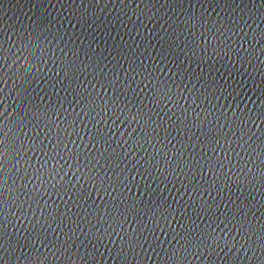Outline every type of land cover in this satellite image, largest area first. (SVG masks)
<instances>
[{
	"label": "water",
	"instance_id": "95a60500",
	"mask_svg": "<svg viewBox=\"0 0 264 264\" xmlns=\"http://www.w3.org/2000/svg\"><path fill=\"white\" fill-rule=\"evenodd\" d=\"M210 36L218 43L212 45ZM0 40L11 49L0 68L25 77L0 84L5 91L13 84L21 89L5 98L7 108L0 105V223L8 238L19 241L14 255L0 253V264H90L93 259L96 264H172L168 252L176 247L184 251L183 264H264L257 251V227H264V185L257 177L264 156L250 151L251 144L245 147L249 136L244 135L264 128V117L256 118L264 106V0H0ZM45 48L43 60L34 61ZM93 58L102 60L105 73L120 77L116 95L149 113L155 127L141 126L129 139L128 123L115 117L106 122L99 108L84 107L86 96L99 91L98 76L83 69L69 72L68 65L87 69ZM158 81L168 87L170 99L163 103L153 98ZM113 91L105 88L104 94L111 97ZM25 93L48 109V119L26 116ZM221 108L224 120L214 112ZM72 120L78 131L65 134L64 123ZM109 128L102 149L93 133L98 137ZM58 130L61 155L84 156L76 166L59 161L55 181L66 187L50 191L36 168L56 145ZM33 133L43 141L41 151L32 146L38 142ZM153 134L168 145L164 153L139 143ZM251 141L261 148L259 137ZM85 168L109 184L114 172L126 169L134 182L109 207L112 190L87 186V177H81ZM77 188L83 198L78 199ZM129 196L142 201L143 210L131 212L119 228L110 227L104 210L111 216ZM156 209L171 214L161 222L152 215ZM52 210L58 213L54 220ZM186 220L193 244L176 238ZM89 231L107 235L94 241ZM208 234L216 245L208 244L206 254L202 247L197 251L195 242L206 243L201 237Z\"/></svg>",
	"mask_w": 264,
	"mask_h": 264
},
{
	"label": "snow or ice",
	"instance_id": "6c2138e0",
	"mask_svg": "<svg viewBox=\"0 0 264 264\" xmlns=\"http://www.w3.org/2000/svg\"><path fill=\"white\" fill-rule=\"evenodd\" d=\"M209 40L211 41L212 45H215L218 43V41L214 37H209ZM48 50L45 48L37 55H33V60L36 62L42 61L44 58V53H46ZM32 55V53H30ZM11 56V49H5L4 47V41L0 40V59H4ZM15 62V61H13ZM102 63V60L100 63L97 62L96 58H93L92 61L87 63V69L84 68V65H76L75 68L69 64L68 70L69 72L74 71H80V70H90V74H94L98 76V79L95 81L96 88L99 89V91H96L95 94L87 95L85 100L82 101L84 103V107L87 108L90 112L95 111L97 108H99V112H104L105 116L100 117V119H105L107 121H111L113 117H115L116 120H123L124 122L128 123L129 128L131 129V132L129 133V139H132L137 130L143 126L145 128H151L155 127V124L153 123L152 116L144 112L141 108H136L133 104L131 107L129 106L131 101H129L127 98L118 97L116 95V92L120 91L119 88H115L119 83L120 77H117L115 73L108 72L105 73L104 69L101 68L100 64ZM17 78L19 80H24V76H18L17 73H11L5 72L0 68V84L7 83L9 79ZM31 78V77H29ZM108 88L110 91H113V95L111 97H107L104 94V89ZM17 92V94H20L21 89L16 84H13L12 88H9L7 91L3 87H0V105H4L5 108L8 107V105H5V98L8 97L13 90ZM177 93H179L181 96L183 93H180V90H176ZM214 95L220 94L218 91L214 90ZM26 98V108L28 109V112L26 113V116H31L34 120H40L44 121L48 119L49 112L48 109H40L38 105L35 104L34 100L30 97H27L26 93L24 94ZM153 98L158 100L160 103L165 102L166 100L170 99L168 95V87L166 83L159 82L157 83L155 92L153 93ZM174 98V97H172ZM199 96L196 97V99L193 100V103L195 104L197 100H199ZM181 106L183 105V101H178ZM84 109L82 108L81 111ZM21 112L24 111V109L20 110ZM99 112L97 113V116H99ZM215 112V115L219 117L220 120L225 119L226 113L224 112V109L221 108L218 112ZM12 113L9 112V115ZM54 115V113H53ZM233 117L235 116V113L232 114ZM4 113L3 111H0V117H3ZM261 117H264V106L261 107L260 111L256 113V118L260 119ZM6 119V118H5ZM244 119L251 120L250 116H245ZM31 122V121H29ZM255 123V121H252ZM264 122V121H262ZM19 123H23V121H19ZM235 124V121H233ZM76 121L72 120L71 122H65L63 131L65 134H67L69 131H71L73 134L78 131V129L75 128ZM225 126H227V122L225 121ZM114 127V125H113ZM212 133H216V129H210ZM241 131H243V128H241ZM112 129H106L103 134L96 136V133L94 132L93 135L96 137V142H98L101 146V148H104V141L107 137L111 135ZM245 136H249V140L245 142V147H248L249 144H251V147L249 148L250 151H253L254 154L256 151H259V154L261 156H264V128H257L255 132H244ZM34 139H37V143L33 144L32 146L35 147L38 151L42 150L43 147V141H39L37 137H35V133H33ZM251 137H259L261 148H257V145L252 143ZM56 139V145L54 147H49L47 149L48 155L45 156L44 162L39 165L38 168H36V175L40 176L41 179L47 178V182L50 183V191L52 189H56L59 191H63L66 187L64 183H57L55 181V177L59 174V169L57 168V164L60 160H65L67 162L68 160L73 161V165L76 166L79 164L80 157L84 156V153H80V156H77L75 151H63V155H61V144L62 141L59 138V130L57 131V135L54 137ZM224 143H227V140L225 138H222ZM2 143V142H0ZM91 143V141H90ZM140 144H152L155 148H158V152L156 154L164 153L168 145L167 144H161L158 143L155 135L153 134L152 138L150 140H144L141 138L139 140ZM66 147V145H65ZM106 152V150H105ZM44 155L43 151L41 153ZM107 155H110V157H115L116 153H110ZM100 159H103V156L99 157ZM53 161H56L53 163ZM87 163V161H86ZM113 163H115V160H113ZM218 166V165H217ZM60 167L62 168L63 165L61 164ZM77 171L79 172L80 169L77 167ZM118 175L117 173H113L112 183L109 184L107 179L100 176L99 173L90 172L87 168L84 169V172L81 173V177L84 176L87 177L86 184L89 187L95 188L96 186H99L101 191H106L108 189L112 190V194L114 196V201L110 202L109 207H112L114 202L116 200H120L123 196V193L128 190V187L130 184H133L134 178L132 177L131 173L128 172L126 169H118ZM167 171V169H165ZM147 174V173H145ZM35 178V177H34ZM259 184L264 185V170H262L257 177ZM107 184V189L105 188V185ZM115 184V188L120 189V196L115 195V189L112 187V185ZM68 187H71L68 185ZM3 189L2 186H0V193H2ZM76 192H79L78 199L83 198L85 193L81 191L79 188L75 189ZM55 194V191L53 192ZM147 194V189H146ZM3 205V200L0 199V206ZM138 209L141 211L143 210V202L137 203L136 201L132 200L129 196L127 203L122 206L121 209H113V214L109 216L105 211V215L103 217L105 223H107L110 227L112 225H115L117 228L120 227V221L124 219L126 216H130L131 212H136ZM197 211H200V209H197ZM207 211H212L211 208H208ZM93 212H96L97 215H99V210H93ZM171 211L169 209H156L152 212V215L159 216L161 219V222H164L165 217L167 215H170ZM53 220L58 215L55 210H52L50 213ZM81 215H84L81 213ZM89 215H92V212L89 213ZM144 215L147 216V212H144ZM87 219V217H85ZM95 218V217H94ZM184 219V217H181ZM3 219V218H0ZM225 219H228V217H225ZM244 226V225H242ZM165 227H167V224L165 223ZM192 227L191 223L186 220L185 224L183 225V234L178 235L176 238L179 239L181 242H187V244H193V240L189 238V229ZM249 231H251V228L249 227ZM257 231L260 233V242L257 245V251L261 253L262 256H264V227L258 226ZM107 233H104L102 235L100 232H92L89 231V237L94 241H100L106 236ZM134 235V234H133ZM202 240H205L206 243L201 244L199 241L195 242L194 246L196 247L197 251L202 247L205 249V254L207 252L208 244H211L212 246H215L217 241L216 238L208 234L205 237H201ZM135 239L132 240V243H135ZM64 244H67V241H64ZM19 249V241H13L12 239L8 238L6 229L3 227L2 223H0V253H3L5 256L8 255V253H13ZM55 252L57 255H59V246L55 249ZM168 255L172 257V264H177L179 261V264H183V259H180L184 257V251L181 250L180 247H176V249L173 251L172 249H169ZM119 258V257H118ZM2 259V257H0ZM125 261H127V257L124 258ZM90 264H96L95 260H91ZM232 264H238L237 261H233Z\"/></svg>",
	"mask_w": 264,
	"mask_h": 264
}]
</instances>
